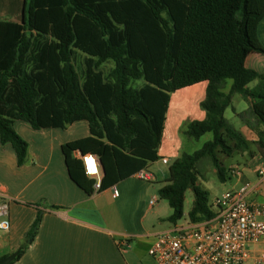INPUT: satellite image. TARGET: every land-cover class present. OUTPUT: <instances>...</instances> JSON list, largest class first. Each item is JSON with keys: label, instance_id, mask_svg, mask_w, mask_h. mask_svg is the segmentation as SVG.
<instances>
[{"label": "trees", "instance_id": "16d2710c", "mask_svg": "<svg viewBox=\"0 0 264 264\" xmlns=\"http://www.w3.org/2000/svg\"><path fill=\"white\" fill-rule=\"evenodd\" d=\"M262 20L264 0H22L16 22L0 21V145L10 146L22 166L28 145L15 122L33 130L86 122L89 135L62 145L61 153L69 179L90 196L95 181L75 153L98 158L97 192L134 176L158 159L171 95L206 83L199 105L205 118L185 123L183 134L193 140L211 134V140L173 160L157 194L175 224L190 189L188 220L207 221L215 213L197 184L200 163L208 161L225 181L219 154H254L224 118L233 94L247 104L255 153L264 154V74L245 67L247 52L264 55ZM40 221L39 212L10 264L32 243Z\"/></svg>", "mask_w": 264, "mask_h": 264}, {"label": "crops", "instance_id": "0c3cea01", "mask_svg": "<svg viewBox=\"0 0 264 264\" xmlns=\"http://www.w3.org/2000/svg\"><path fill=\"white\" fill-rule=\"evenodd\" d=\"M21 7L22 0H0V21L16 22ZM258 39L264 41V20ZM248 61L252 70L264 74V55L249 51L245 67ZM228 87L226 84L224 91ZM205 89L206 83H199L175 92L179 95L174 103L170 97L158 159L145 169L153 177L151 183L134 175L90 196L69 179L61 153L62 145L89 135L86 122H75L65 129L44 130H33L22 122H15L13 129L28 149L25 163L17 166L12 148L0 145V197L10 202V229L0 233V259L18 249L40 212L41 221L34 240L13 264H156L148 255L153 237L159 234L151 232L156 225L154 219L153 223H147L148 217L156 214L154 207L149 206L154 198V188L149 184L164 182L169 164L180 156L178 133L182 125L189 119L192 122L205 118L199 107ZM230 108L235 115L241 114L233 106ZM247 155L240 153L243 162L227 168L228 172L236 167L241 169L240 176L229 175L234 181L230 191L248 185L246 201L264 203V177L260 179L254 171L264 161V154ZM161 159H167L168 164H162ZM157 164L158 168L152 170ZM113 187L117 197L112 196Z\"/></svg>", "mask_w": 264, "mask_h": 264}, {"label": "built area", "instance_id": "2783aa9c", "mask_svg": "<svg viewBox=\"0 0 264 264\" xmlns=\"http://www.w3.org/2000/svg\"><path fill=\"white\" fill-rule=\"evenodd\" d=\"M75 158L82 163L85 175L95 181L94 191H98L102 175L98 158L79 153ZM161 163L166 165L168 160L161 159ZM254 171L260 179L264 177V161ZM229 173L237 177L241 169L236 167ZM135 176L141 181L153 179L145 170ZM248 190L245 185L214 199L210 205L215 215L207 221L186 220L156 234L148 255L156 264H264V203L246 201ZM112 196H118L114 187ZM9 203L0 197V233L10 229ZM155 203L156 199L152 198L149 206Z\"/></svg>", "mask_w": 264, "mask_h": 264}, {"label": "rangeland", "instance_id": "374dc122", "mask_svg": "<svg viewBox=\"0 0 264 264\" xmlns=\"http://www.w3.org/2000/svg\"><path fill=\"white\" fill-rule=\"evenodd\" d=\"M260 44H261V46H264V41H262ZM82 60H83V56H81L80 54H77L76 55V63L81 64ZM246 67L252 69L249 65V61L246 64ZM230 83H231L230 81H227L228 86L230 85ZM136 84L141 85L142 82L139 81V82H136ZM257 84H258V81H254L248 85V88L254 89ZM225 92H227V91H225ZM182 93L183 92H181V94ZM178 95L179 94H177V93H174L171 95V103H174L177 100ZM195 97L196 96L192 97L193 102H195L197 100V98H195ZM193 102H192V105H193ZM231 106H233V108L235 109V112H237V114L241 113V115H243V120L245 122V125L242 122V120L240 119V117L235 115L234 111L232 112L231 108H228L225 111V114H224L225 119L227 120L228 124L231 127H233L236 131L243 134V136L247 139V141L249 143L251 152L255 153L257 151V147L254 144V141L256 140V135L254 133L255 121L252 119V116L245 111L247 109V104L243 101V99L241 98V96L239 94H233V96L231 98ZM191 120H193V119H191ZM191 120L189 119V121L188 120L187 121L191 122ZM184 122H186V121H184ZM184 122L182 121V123H184ZM183 130H184V125H182L181 130L178 133V139L180 141V144H179L180 154L181 153L191 154V153L199 150L202 147L204 142L211 140V134H206L198 140L189 139L188 137H186V135L183 134ZM239 154H240V152L234 153L229 158H226L222 154H219V156H218L219 160L221 161V163H222V165L226 171V174H227L225 181L219 180L218 176L215 174L213 167L211 166V164L208 161L205 160V161L201 162L200 165L198 166L199 177H198L197 184L202 189L207 191V193L209 195V203L210 204L214 199L221 196L223 193L229 192L231 190V188L233 187L234 181L230 180V178H229L230 173L227 171V168L229 166H234L237 163L243 162L239 158ZM247 154H248L247 156H249V153H247ZM156 168H158V164L154 165L152 167V170L155 171ZM149 185L152 188H154L153 195H154V198L156 199V203L154 204L153 207H154V211L156 214L153 215L152 218L148 217L147 223L148 224L153 223V219H154L153 224H156V225L154 226L153 229H151V232L152 233H162L170 225V223L167 221V219L171 215V209H170L167 201L159 199L158 194H157V190L161 185H163V182L159 181L158 183L149 184ZM192 202H193V193L190 189H188L184 194L183 216L177 222V224H182V223H184V221L188 220L187 215L192 208Z\"/></svg>", "mask_w": 264, "mask_h": 264}, {"label": "water", "instance_id": "95a60500", "mask_svg": "<svg viewBox=\"0 0 264 264\" xmlns=\"http://www.w3.org/2000/svg\"><path fill=\"white\" fill-rule=\"evenodd\" d=\"M98 164H99V167H100V171L102 173L103 172V168H102L100 162ZM17 254H18V250H16L12 254L0 259V264H10L16 258Z\"/></svg>", "mask_w": 264, "mask_h": 264}]
</instances>
